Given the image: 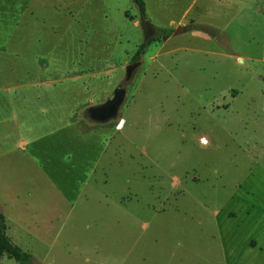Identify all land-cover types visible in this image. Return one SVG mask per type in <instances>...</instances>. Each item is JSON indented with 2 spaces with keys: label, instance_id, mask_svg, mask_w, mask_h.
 Instances as JSON below:
<instances>
[{
  "label": "rangeland",
  "instance_id": "374dc122",
  "mask_svg": "<svg viewBox=\"0 0 264 264\" xmlns=\"http://www.w3.org/2000/svg\"><path fill=\"white\" fill-rule=\"evenodd\" d=\"M144 2L150 23L172 32L127 75L143 42L132 0H0V87L26 97L16 107L40 125L33 136L51 129L40 120L52 104L66 123L38 140L42 159L47 141L69 135V114L91 142L109 141L95 151V188L81 191L80 175L63 186L56 172L49 183L64 181L46 200L32 193L6 211L24 227L15 244L33 264H264V0ZM41 78L66 98L37 100L28 84ZM118 88L115 116L88 114ZM49 151L51 161L69 149Z\"/></svg>",
  "mask_w": 264,
  "mask_h": 264
},
{
  "label": "crops",
  "instance_id": "0c3cea01",
  "mask_svg": "<svg viewBox=\"0 0 264 264\" xmlns=\"http://www.w3.org/2000/svg\"><path fill=\"white\" fill-rule=\"evenodd\" d=\"M51 80L53 81H48L45 80V78H41L36 79L35 82H32L34 84H28L31 86H36L35 84H38L37 86L40 87V93L37 97V100L50 98V96L53 97L52 99L50 98V100L66 98V93L58 96H53V94L49 93L54 91V88H56V86L52 85L54 82H56V80ZM41 83H43L44 86L41 87L39 85ZM22 99L25 100L26 97L18 96L16 91H14L11 86L7 85L0 87V125L1 122H4L2 124H10V127L2 126V129L0 126V133L7 132L3 138L4 143L0 142V147H5L7 150L6 152H0V157H8L5 161L1 162L3 165L0 166V191L3 195V199L0 200V211L7 220L6 233L14 244L16 242L22 243V234L13 228L14 225L19 228L24 227L22 226V222H19L14 215L10 223V220L5 214L6 211L16 212L17 214L18 212H21V210L23 211L26 204L25 197L32 196V193L39 195L42 202L46 200V196L48 197L51 189H58V186H60L64 181L62 180L58 181V183H54L52 182V179L54 178H52L50 179L51 184L49 183L50 175L52 177V174L56 172L58 174H63L65 177L64 179H66V177L69 178L66 180L67 184L63 183V186H67L68 184L72 183L71 177L80 175L79 180H77V184L75 183V185L78 186L80 190L82 188L85 189L91 181H93V188H95L96 181L93 179V177L98 169V161L101 159V157H97L95 151L97 148H99L101 150L99 153H104L105 146H108L109 144V141L104 138H102L104 139L103 141H100L99 146L97 142H91V139L89 137L87 138L88 132L82 133L80 125L78 124L79 126H77V123L72 122L70 120L71 114H69V121L66 120L67 123H70V126L66 127L71 129L69 131V135H67L65 140H58L54 141L53 143L47 141L48 145L44 149V153L47 155V158L42 159L41 153L43 150H38L36 148V145L40 144L38 143V140H40L47 133L49 134L52 131L58 132L62 130L65 128L66 123H61L59 119L57 122L55 121L54 115H51L52 112H55V109H53L54 104H52L51 106H48L47 109L45 107L46 111L41 112L43 113V118L40 120L41 124L49 125L51 129L48 132H43L41 135L34 134L33 136L32 132L34 125L39 124H27L29 122L26 120V105H21V110H18L16 107V102ZM18 111L23 115L22 117L24 118L21 121L18 120ZM9 132L19 134L16 136L15 140L9 141L11 138L10 134H8ZM92 144L94 146H92ZM33 147H35V150ZM58 148L69 149V151L64 152L67 154L63 157V159L53 158L60 159L59 161H61V163L59 167L52 166L50 169V160H48L50 153L49 149L53 150ZM51 152H55L56 157L57 150ZM53 159H51V161ZM101 182H105V177L101 178ZM20 215L22 216L23 213Z\"/></svg>",
  "mask_w": 264,
  "mask_h": 264
},
{
  "label": "trees",
  "instance_id": "16d2710c",
  "mask_svg": "<svg viewBox=\"0 0 264 264\" xmlns=\"http://www.w3.org/2000/svg\"><path fill=\"white\" fill-rule=\"evenodd\" d=\"M138 11L139 20L148 19L146 15V6L144 0H132ZM153 26V25H152ZM155 34L147 41L141 42L136 48L134 54L131 56L130 61L136 62L140 60L144 50L152 41L166 40L172 32V29L165 27H155ZM7 225L5 217L0 211V259L6 255L8 258L13 259L17 264H33L32 256L28 251L23 250L18 245L14 244L6 233Z\"/></svg>",
  "mask_w": 264,
  "mask_h": 264
},
{
  "label": "water",
  "instance_id": "95a60500",
  "mask_svg": "<svg viewBox=\"0 0 264 264\" xmlns=\"http://www.w3.org/2000/svg\"><path fill=\"white\" fill-rule=\"evenodd\" d=\"M139 24L141 26L143 41H147L154 36L155 30L148 19L139 20ZM179 31L180 28H177L173 31V33H177ZM136 65L137 64L135 62H132L128 65L126 69L127 75H130L131 69ZM124 96V88H118L114 90L113 96L111 98L107 99L103 103L91 106L88 109V114L98 122H104L116 115L121 103L123 102Z\"/></svg>",
  "mask_w": 264,
  "mask_h": 264
},
{
  "label": "bare ground",
  "instance_id": "6f19581e",
  "mask_svg": "<svg viewBox=\"0 0 264 264\" xmlns=\"http://www.w3.org/2000/svg\"><path fill=\"white\" fill-rule=\"evenodd\" d=\"M202 141H205V140H202Z\"/></svg>",
  "mask_w": 264,
  "mask_h": 264
}]
</instances>
